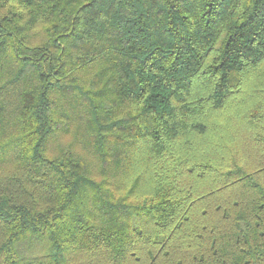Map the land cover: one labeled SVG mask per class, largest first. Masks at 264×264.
I'll use <instances>...</instances> for the list:
<instances>
[{"label": "trees", "instance_id": "trees-1", "mask_svg": "<svg viewBox=\"0 0 264 264\" xmlns=\"http://www.w3.org/2000/svg\"><path fill=\"white\" fill-rule=\"evenodd\" d=\"M0 264H264V0H0Z\"/></svg>", "mask_w": 264, "mask_h": 264}]
</instances>
